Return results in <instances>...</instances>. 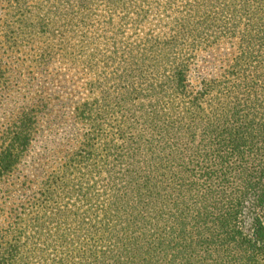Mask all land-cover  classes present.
I'll use <instances>...</instances> for the list:
<instances>
[{
  "label": "trees",
  "instance_id": "trees-1",
  "mask_svg": "<svg viewBox=\"0 0 264 264\" xmlns=\"http://www.w3.org/2000/svg\"><path fill=\"white\" fill-rule=\"evenodd\" d=\"M95 1L75 0L69 23L83 21ZM192 3L165 50L131 55L139 87L124 97L127 112L117 117L112 94L104 95L98 110L115 116L117 126L79 106L89 131L62 176L42 186L48 200L60 195L84 209L54 215L81 239L55 264H264V20L255 0ZM244 21L255 35L240 30ZM212 27L237 40L236 54L217 78L191 87L195 52L221 42L200 35ZM161 62L169 67L163 72ZM27 121L0 152V175H10L30 144ZM55 239L63 250L65 237Z\"/></svg>",
  "mask_w": 264,
  "mask_h": 264
},
{
  "label": "rangeland",
  "instance_id": "rangeland-1",
  "mask_svg": "<svg viewBox=\"0 0 264 264\" xmlns=\"http://www.w3.org/2000/svg\"><path fill=\"white\" fill-rule=\"evenodd\" d=\"M111 4L96 0L83 21L69 23L72 20L65 15L75 0H0V152L22 118L31 127L30 144L18 166H13L9 176L0 175V260L4 264L66 261L60 257L71 244L81 241L77 233L72 234L76 229L69 220H54V215L58 209L62 215L81 214L84 209L60 195L48 200L42 188L51 177L62 176L89 131L77 118L78 108L86 104V109L94 108L92 118L98 116L100 123L117 126L115 116L98 110L104 95L112 94L117 117L127 112L130 97H124L139 87L131 77V55H144L150 46L165 50L163 42L177 38V26L182 23L179 13L193 5L192 0ZM254 4L264 20V0ZM239 28L256 34L248 21ZM200 35L211 42L220 37L221 42L195 52L187 79L191 87L217 78L236 54L237 40L223 39L214 27ZM169 51L172 57L179 54L177 49ZM160 67L159 72L169 68L162 62ZM118 102L123 108L120 113ZM37 221L43 224L35 229ZM55 233L65 237L63 250Z\"/></svg>",
  "mask_w": 264,
  "mask_h": 264
}]
</instances>
